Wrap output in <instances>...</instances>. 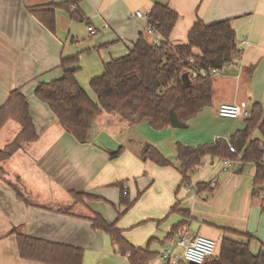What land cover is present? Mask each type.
<instances>
[{"label": "crops", "instance_id": "1", "mask_svg": "<svg viewBox=\"0 0 264 264\" xmlns=\"http://www.w3.org/2000/svg\"><path fill=\"white\" fill-rule=\"evenodd\" d=\"M67 1L0 0V107L12 90L20 89L29 104L37 135L35 141L23 143L1 163L0 264H43L21 259L15 233L81 248L82 264H131L109 236L92 229L88 220L94 214L108 223L117 220V213L124 207L119 206L118 189L116 193L111 188L124 181L131 201L138 192H144L116 223L128 243L152 254L135 264L157 262L168 249L181 253L175 247L179 235H201L218 245L223 238L248 242L234 232L248 233L253 237L249 241L251 252L264 251V196L263 190L253 195V163L247 177H243L247 162L234 160L237 163L229 168L234 166L236 173H229L220 185L213 180L200 181L203 176L198 174L194 185L190 181L191 188L197 184L204 187L192 194L184 187L178 189L181 174L172 167H161L154 181L147 184L144 174L150 171L140 160V153L148 143L132 137L139 123L103 112L93 119L90 142L80 144L34 96L40 84L62 77L60 60L77 55L80 31L83 37H95L91 44L103 61L102 71L105 63L125 56L140 34L149 43L159 44L160 37L149 33L147 18L135 16L137 12L146 16L159 4L179 16L169 38L173 45L187 43L188 32L196 21L210 25L231 20L242 57L226 67L229 71L214 77L212 101L216 106L243 101L250 108L258 103L263 109L264 0H82L79 9L85 21H74L65 10L57 9L53 34L29 13L33 7ZM89 27L96 33L91 35ZM251 67H255L252 73L248 71ZM20 129L18 123L6 122L0 129V150L13 142ZM115 140L123 146L127 142L125 154L111 160L109 153L117 145ZM98 141L106 149L96 145ZM211 184H215L214 189L207 187ZM72 192H83L98 200H80ZM175 205L188 215L170 213Z\"/></svg>", "mask_w": 264, "mask_h": 264}, {"label": "trees", "instance_id": "2", "mask_svg": "<svg viewBox=\"0 0 264 264\" xmlns=\"http://www.w3.org/2000/svg\"><path fill=\"white\" fill-rule=\"evenodd\" d=\"M81 1L68 0L62 4L37 6L30 8L29 13L53 34L56 29L57 9L65 10L74 21L80 23L85 21L79 9ZM178 19L179 16L167 6L159 4L153 6L147 14V27L149 31L160 37V43L151 44L143 34H140L125 56L105 63L102 74L89 82L95 100L91 99L76 79L80 70L77 55L62 58L59 64L62 77L40 84L35 88L34 96L48 106L65 131L80 144L90 142L93 119L103 112L118 115L132 124L146 122L155 130L170 126L171 113L179 122L186 124L198 112L211 105L214 77L209 75L202 77L199 72L204 70L209 73L213 69L221 70L228 64L237 63L242 53L237 46L231 20L210 25L196 21L188 32L187 43L173 45L169 38ZM254 68L251 67L248 71L252 73ZM185 72L189 74V87H185L181 82V75ZM193 73H196L195 78ZM10 120L18 123L21 129L12 143L0 150V178L1 163L12 156L23 143L37 139L29 104L20 89L12 90L0 107V129ZM244 121L245 128L236 131L228 141L220 140L198 147L177 143L175 163L164 158L149 144L142 147L140 160L152 162L159 167H172L178 170L181 174L179 189L191 186L190 175L200 168L205 157L232 161L240 157L241 161L256 166L253 195L258 196L264 190L262 163L264 112L261 105L253 104L249 118ZM255 130L260 133L263 142L252 138ZM229 144L236 153L230 152ZM122 150L120 147L117 151L110 152V159H116ZM182 169L184 172L181 171ZM113 187L119 191V206L124 207V210L117 213V220L113 223H108L99 214L92 215L88 219L91 227L108 235L113 246L121 255H127L131 264L139 260L146 261L152 254L147 250L133 247L116 227L117 221L135 205L143 191L138 192L136 198L131 201L124 182L116 183ZM203 187L204 185L197 184L193 189L197 193ZM207 187L214 189L215 184ZM72 194L80 200L82 198L90 201L98 200L97 197L83 192H72ZM18 197L22 199L19 195ZM176 212L188 215L187 211L178 210L175 205L170 209V213ZM234 233L244 236L248 242L223 238L217 245L214 256L203 264H264V251L253 254L250 250L249 241L253 237L248 233ZM15 235L17 250L23 260L43 264H82L81 248L23 234L15 233Z\"/></svg>", "mask_w": 264, "mask_h": 264}, {"label": "rangeland", "instance_id": "3", "mask_svg": "<svg viewBox=\"0 0 264 264\" xmlns=\"http://www.w3.org/2000/svg\"><path fill=\"white\" fill-rule=\"evenodd\" d=\"M88 38L85 37V35L83 37L81 31L80 33L79 32L77 33V41H79V44H77V48L75 49V54L78 55V59H79L78 64L80 70L76 75V79L79 85L91 97V99L95 100V96L90 89L89 82L94 77L100 76L102 74L101 72H103L102 71L103 61L98 55V49L93 47L91 44V41L94 40L95 37H92V39H88ZM81 40L84 41L81 42ZM233 70L235 71V69ZM227 71L229 70L225 68V71L219 72L217 75H215V77H219L223 75V73H226ZM211 102L212 103L210 106L198 112L194 118H192L190 121L187 122L188 127L186 129H173L170 126H167L160 130H155L146 122H140L135 132L133 133L132 137L137 141H141L143 143L146 142L149 145H152L161 153L162 156H164V158H166L170 162L175 163L176 162L175 145L177 143L188 146H194V147H198L202 145H210L220 140L228 141L229 138L231 137L230 135L234 134L237 130L240 131L245 128V121L243 119L233 120V119L219 118L216 113L218 106H216L214 99ZM263 112H264V107H263ZM252 137L259 138V140L261 141V135L258 132V130H255L252 133ZM101 142L102 141L100 142L98 141L97 143L100 145V147L106 149L102 145L103 143ZM115 143H117V145L114 146V149H112L111 152L117 151L120 148L118 145H122L123 150L119 155L121 157L122 154H125V150L123 147L126 146L127 142L124 143L125 144L124 146L122 143H119L118 140H115ZM210 159L209 157L208 158L205 157L202 162V166L199 168V170L195 171L193 174L190 175L191 184L193 183L194 185L195 183L194 181L196 180L195 178L199 174V177L203 176V179H200V181L207 182L213 180V183L215 182L217 183V185H220L223 179L229 173L235 172L233 171L234 169H236L234 166L228 168L227 170L225 169L223 164L224 160H217V159L210 160ZM237 159H240V157H237ZM263 160H264V154H263ZM211 162H213L212 165L210 164ZM144 163L147 164L148 169L150 171L149 175L144 174L145 182L148 184L151 181H154L153 177H157V171L161 170L162 168L149 161ZM235 163H237V161L234 162V164ZM249 167L252 168V165L250 163L244 165L243 173H242L243 177H247V173L251 169ZM153 170L155 173H152ZM198 180L199 179H197V182ZM191 187L192 186L185 187L188 191H190V194H192V192H195ZM111 189H114V191L117 190L113 186ZM115 192L118 193V191ZM261 194L264 196V190L261 192ZM178 254L181 255V253ZM119 259H121V257Z\"/></svg>", "mask_w": 264, "mask_h": 264}, {"label": "built area", "instance_id": "4", "mask_svg": "<svg viewBox=\"0 0 264 264\" xmlns=\"http://www.w3.org/2000/svg\"><path fill=\"white\" fill-rule=\"evenodd\" d=\"M137 18H147V15L137 12L135 14ZM88 32L93 35L96 31L92 28H88ZM151 33V31H149ZM232 64H228L226 67H231ZM221 69V70H222ZM221 70L213 69L209 73L201 70L199 74L202 77L207 75L215 77ZM196 73H193L195 78ZM217 116L224 119H247L250 116V107L247 102H236V103H222L217 108ZM229 150L231 153H236L235 149L229 144ZM240 160H238L239 162ZM235 161L225 159L223 161L225 169L229 168ZM264 166V163H263ZM214 186V184L212 185ZM176 248L181 249V255L176 253L174 250L168 249L163 253L159 261L152 262L148 264H179L181 262L185 263H195L203 264L208 258L214 256L217 249V244L213 239L197 235L194 237H188L186 235H179L175 244Z\"/></svg>", "mask_w": 264, "mask_h": 264}, {"label": "water", "instance_id": "5", "mask_svg": "<svg viewBox=\"0 0 264 264\" xmlns=\"http://www.w3.org/2000/svg\"><path fill=\"white\" fill-rule=\"evenodd\" d=\"M181 82L185 87L190 86V78L187 72L181 75ZM169 124L170 127L173 129H186L188 127L187 124L179 122L173 113L170 114ZM96 145L100 146L98 143H96ZM239 149L240 150L242 149L241 145L239 146ZM181 171L184 172V169H182ZM189 264H195V263H189Z\"/></svg>", "mask_w": 264, "mask_h": 264}]
</instances>
